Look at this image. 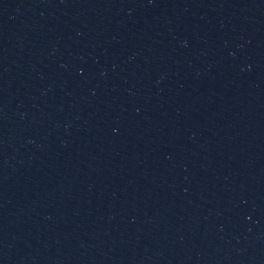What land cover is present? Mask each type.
<instances>
[{"label":"water","instance_id":"95a60500","mask_svg":"<svg viewBox=\"0 0 264 264\" xmlns=\"http://www.w3.org/2000/svg\"><path fill=\"white\" fill-rule=\"evenodd\" d=\"M0 264H264V0H0Z\"/></svg>","mask_w":264,"mask_h":264}]
</instances>
